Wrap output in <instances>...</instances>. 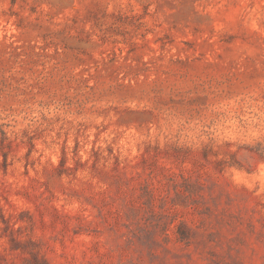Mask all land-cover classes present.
<instances>
[{
	"label": "rangeland",
	"instance_id": "374dc122",
	"mask_svg": "<svg viewBox=\"0 0 264 264\" xmlns=\"http://www.w3.org/2000/svg\"><path fill=\"white\" fill-rule=\"evenodd\" d=\"M0 264H264V0H0Z\"/></svg>",
	"mask_w": 264,
	"mask_h": 264
}]
</instances>
